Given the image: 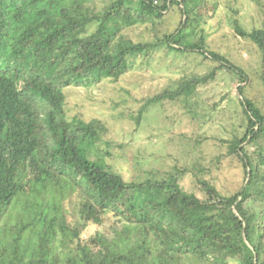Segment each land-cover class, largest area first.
<instances>
[{
    "label": "trees",
    "instance_id": "1",
    "mask_svg": "<svg viewBox=\"0 0 264 264\" xmlns=\"http://www.w3.org/2000/svg\"><path fill=\"white\" fill-rule=\"evenodd\" d=\"M159 1L109 0L99 11L93 0H0V264H264V112L246 94L247 74L208 49L203 29L190 39L216 7ZM173 5L185 17L160 46L197 53L243 77L237 98L246 128L229 153L246 181L230 195L199 181V197L174 174L128 181L99 149L104 124L67 119L64 89L119 81L130 58L159 47L124 32L156 25ZM234 28L258 46L264 65V28L246 32L238 21ZM216 71L147 98L140 116L158 103L190 99ZM244 145L256 146L258 157ZM112 213L131 226L82 237Z\"/></svg>",
    "mask_w": 264,
    "mask_h": 264
},
{
    "label": "rangeland",
    "instance_id": "2",
    "mask_svg": "<svg viewBox=\"0 0 264 264\" xmlns=\"http://www.w3.org/2000/svg\"><path fill=\"white\" fill-rule=\"evenodd\" d=\"M159 1V0H158ZM99 11L109 0H93ZM216 7L212 17H204L194 28L191 40L200 30L206 33L207 47L249 77L247 96L264 112L263 55L250 39L239 36L234 28L238 21L246 32L264 28V0H207ZM92 5V3H90ZM160 4V1L159 3ZM181 6L173 5L157 19V24L136 25L124 34L134 43L158 44L156 51L129 59L130 70L117 82L106 79L91 88L64 89L68 120L77 117L86 122L99 120L107 129L99 143L106 162L128 181L162 179L179 175L187 192L204 197L199 181H206L222 195L238 191L246 181L245 170L236 156L229 153V143L241 138L246 118L240 100L243 77L234 71L218 69L219 64L197 53L173 52L159 41L173 33L184 20ZM197 26V24H195ZM96 27L90 28V32ZM217 69L215 78L197 88L190 99L179 98L149 107L140 116L144 100L164 90L176 89L184 77L205 76ZM247 147L258 157L256 146ZM130 227L114 213L103 225H90L82 237L97 231L109 237L122 227Z\"/></svg>",
    "mask_w": 264,
    "mask_h": 264
}]
</instances>
